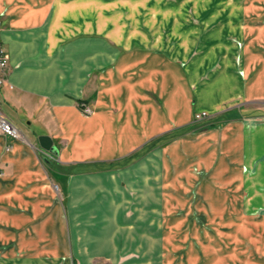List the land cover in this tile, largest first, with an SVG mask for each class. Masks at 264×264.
Instances as JSON below:
<instances>
[{
    "label": "crops",
    "instance_id": "1",
    "mask_svg": "<svg viewBox=\"0 0 264 264\" xmlns=\"http://www.w3.org/2000/svg\"><path fill=\"white\" fill-rule=\"evenodd\" d=\"M151 2L0 0L10 57L0 106L20 129L0 134V223L17 252L85 246L90 264H147L129 258L132 229L163 204L138 194L162 185L164 163L185 157L188 173L213 166L214 186L240 191L219 201L225 216L227 206L243 216L241 190L251 189L246 204L251 217L261 210L264 231V0ZM251 248L252 264H264V245Z\"/></svg>",
    "mask_w": 264,
    "mask_h": 264
},
{
    "label": "rangeland",
    "instance_id": "2",
    "mask_svg": "<svg viewBox=\"0 0 264 264\" xmlns=\"http://www.w3.org/2000/svg\"><path fill=\"white\" fill-rule=\"evenodd\" d=\"M112 1L116 5L122 6L125 4L137 5L145 3L147 0ZM171 1L174 3V0H161L160 3L169 4ZM179 3H182V0H179ZM132 15L138 18L140 12L137 11ZM1 108L8 115H13L12 110L6 104H2ZM259 112L264 113V108ZM263 116L264 114H261L257 117ZM15 118L17 117L15 116ZM18 121L20 126H24L20 119ZM198 121L200 120L194 122L193 131L200 128L197 126ZM153 144V142H148L146 147L148 152L155 146ZM167 144L169 143H164L158 148L164 149ZM173 158L174 160L178 159ZM187 159L185 157L184 159L180 158V161H174V168H171L169 163L163 164L162 185H153V182L145 187L141 186L140 194L136 193L135 187L130 189L133 198L137 194H145L146 199L152 198L154 201L162 202L163 210L162 213L147 211L148 220L145 223L141 220V226L139 224L132 229L139 235L131 237L129 258L131 260L146 258L147 264H252V255L256 253V251L252 253L253 241L256 245H264V231L258 227V220L262 216L261 210L251 217L253 214L250 212L251 205L246 204V200L253 196L252 190H241L244 201L242 219L240 216L235 218V209L232 206H227L232 209H228L225 216L221 213L224 211L220 209L219 201L222 197H227L228 202L235 201V198L240 195V191L229 188L220 190L214 186V176L220 174L210 173L214 169L213 166L207 170L195 167L194 173H188L187 167H185ZM213 159L210 158V161L213 162ZM148 175L151 176V173ZM137 190L139 191V189ZM60 196H63L62 193ZM259 196H264V190ZM203 200L209 201L211 205L208 204L205 208ZM133 205L132 203L130 212L135 211ZM153 217H156V222L150 220ZM7 227H2L0 223V264H72L75 255L79 256L78 264H90V253L85 251V246H82V253L75 254L69 251L74 248L73 245H70L68 251L60 256L36 253L28 255L26 252H17L16 240H12L10 227ZM145 230L147 235H141L140 233ZM69 240H71L70 237ZM136 246H140L137 250L146 246L147 253L144 255L138 253ZM263 258L264 255L259 254V259ZM112 262L114 261L102 258L94 264H113ZM114 263L122 264V262Z\"/></svg>",
    "mask_w": 264,
    "mask_h": 264
},
{
    "label": "built area",
    "instance_id": "3",
    "mask_svg": "<svg viewBox=\"0 0 264 264\" xmlns=\"http://www.w3.org/2000/svg\"><path fill=\"white\" fill-rule=\"evenodd\" d=\"M9 52L3 42L0 40V87L4 86L7 81V74L9 70ZM81 108L84 114L92 113L93 109L87 103L82 102ZM208 117L206 111L197 112L195 114L196 120H202ZM0 134L6 136L18 137L20 136V129L18 126L7 116L0 106Z\"/></svg>",
    "mask_w": 264,
    "mask_h": 264
},
{
    "label": "water",
    "instance_id": "4",
    "mask_svg": "<svg viewBox=\"0 0 264 264\" xmlns=\"http://www.w3.org/2000/svg\"><path fill=\"white\" fill-rule=\"evenodd\" d=\"M39 143L44 149L49 150L55 154L58 153V149L53 144V139L50 135H47V134L40 135L39 136Z\"/></svg>",
    "mask_w": 264,
    "mask_h": 264
}]
</instances>
